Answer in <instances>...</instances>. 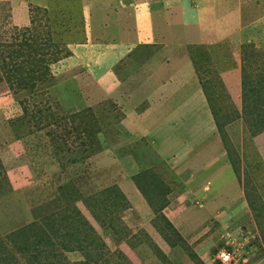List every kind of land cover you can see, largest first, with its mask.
Listing matches in <instances>:
<instances>
[{"label": "rangeland", "instance_id": "1", "mask_svg": "<svg viewBox=\"0 0 264 264\" xmlns=\"http://www.w3.org/2000/svg\"><path fill=\"white\" fill-rule=\"evenodd\" d=\"M29 1L0 0V264H264V48L187 44L165 103L102 3Z\"/></svg>", "mask_w": 264, "mask_h": 264}, {"label": "crops", "instance_id": "2", "mask_svg": "<svg viewBox=\"0 0 264 264\" xmlns=\"http://www.w3.org/2000/svg\"><path fill=\"white\" fill-rule=\"evenodd\" d=\"M34 1L42 3L46 0ZM97 1L98 5L102 4L96 13L95 26L96 30H102L100 37L106 38L102 39L104 40L102 43L105 44L106 49L109 46L112 49H119L121 54L124 52L121 48H124L125 44L129 45L126 51L128 49L131 51V46H136L133 47L135 48L133 51L138 53L132 52L131 55L140 59L144 58L142 63L146 65L155 64L156 68L152 70L153 75L149 76L145 83H153L155 86L151 88L152 92L157 98L165 100V103L170 100H176L175 103H178L179 98L183 97V84L194 80L192 68L194 65L185 57L186 51L182 50L187 44L204 45L210 59H217L216 54L224 51L220 49V46L233 44L236 36L241 37L239 34L242 32V38L238 44L249 43L253 41L251 39L253 37L256 45L264 48V41L259 42V39H264V10L261 9L264 6V0H111L110 2L116 5V8L112 9L115 14L111 16H108L103 8V3L109 4V1ZM256 9L259 10L256 11ZM102 15L103 19H101ZM244 35L247 37L244 38ZM111 43L114 44L110 45ZM114 45L117 47H112ZM106 58L109 57L105 56L104 59ZM127 64L129 63L126 62L120 67L124 68ZM167 65L170 69L165 67ZM196 93L194 89L191 95ZM189 100L192 101L187 99L182 104H177V108L184 106V103ZM202 101L200 100L198 105H189L188 102L185 105L186 107L196 106L199 116L200 113L204 114L203 121L208 123L206 127L208 130L210 128L208 108L203 107ZM187 114L186 111L184 115ZM210 124L214 126L213 122ZM162 126L153 129L150 135L154 138L160 137L156 133ZM193 128L195 130L194 124L188 130L193 131ZM159 160L162 159L159 158ZM226 165L215 170L214 175L226 170ZM212 178L215 180L216 176Z\"/></svg>", "mask_w": 264, "mask_h": 264}, {"label": "built area", "instance_id": "3", "mask_svg": "<svg viewBox=\"0 0 264 264\" xmlns=\"http://www.w3.org/2000/svg\"><path fill=\"white\" fill-rule=\"evenodd\" d=\"M223 253H219V257L223 258L224 260H228L229 258V255H230V252H227V251H222ZM222 262V261H221Z\"/></svg>", "mask_w": 264, "mask_h": 264}, {"label": "trees", "instance_id": "4", "mask_svg": "<svg viewBox=\"0 0 264 264\" xmlns=\"http://www.w3.org/2000/svg\"><path fill=\"white\" fill-rule=\"evenodd\" d=\"M40 74H43V72L41 71V72H39ZM216 125H217V123H216Z\"/></svg>", "mask_w": 264, "mask_h": 264}]
</instances>
